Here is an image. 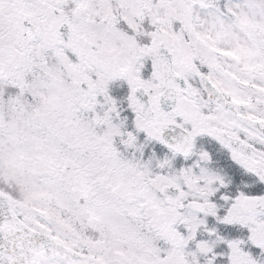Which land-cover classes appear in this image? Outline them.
Returning a JSON list of instances; mask_svg holds the SVG:
<instances>
[{"label":"snow or ice","instance_id":"1","mask_svg":"<svg viewBox=\"0 0 264 264\" xmlns=\"http://www.w3.org/2000/svg\"><path fill=\"white\" fill-rule=\"evenodd\" d=\"M0 264H264V0H0Z\"/></svg>","mask_w":264,"mask_h":264}]
</instances>
